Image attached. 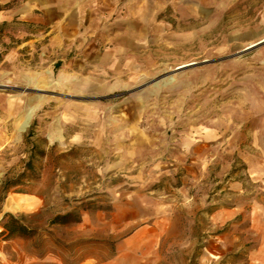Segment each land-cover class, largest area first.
<instances>
[{"label": "rangeland", "instance_id": "rangeland-1", "mask_svg": "<svg viewBox=\"0 0 264 264\" xmlns=\"http://www.w3.org/2000/svg\"><path fill=\"white\" fill-rule=\"evenodd\" d=\"M233 1L254 23L228 32L231 52L211 45L135 83L95 76L126 30L107 35L103 15L160 13L173 33ZM262 21L264 0H0V264H264V99L253 71L232 72L264 63V43L244 51ZM23 197L37 207L7 208ZM82 202L104 209L49 225ZM6 214L41 240L3 236Z\"/></svg>", "mask_w": 264, "mask_h": 264}, {"label": "bare ground", "instance_id": "bare-ground-1", "mask_svg": "<svg viewBox=\"0 0 264 264\" xmlns=\"http://www.w3.org/2000/svg\"><path fill=\"white\" fill-rule=\"evenodd\" d=\"M240 7L241 4L238 1H233L225 12H218L213 17H210L209 10H206L203 17L190 21V23H185L184 26H178L173 33H169V30L164 25H156V22L161 17L160 13L153 14L149 18L145 15H134L123 18L120 13L105 14L103 17H100L104 24L100 25L99 28L107 35H113L117 29L125 28L126 30L114 35L108 39L106 44L102 45L103 47L107 46L109 51L106 52L105 57L101 61L102 71L95 76L99 80L121 76L135 83L137 79L143 81L146 77L156 72L173 67L175 63L181 60L199 56L211 45H221V48L217 51L229 53L236 47H239L240 44L228 45L229 40L233 37L228 32L237 28L242 30L244 27H249L254 23L253 20L246 19L249 10L246 13H240ZM119 18H121L120 20L123 23L117 21ZM262 24H264V21H262ZM262 24L259 28L263 27ZM181 30L197 31L185 35L177 34ZM261 33L262 31L256 32L251 37H258ZM236 40H239V38ZM263 43L264 37L260 41L246 47L244 51L253 50ZM207 55L214 56L216 54L210 50L207 52ZM258 61L261 62L262 60ZM194 64V62L183 63L176 68V71L190 68ZM241 71L254 72L248 78L251 82L246 88L254 95V98L264 99V63L259 68L244 65L239 69L232 70L233 73L237 74ZM228 72L229 70L227 69L218 70L216 75L223 76ZM175 80V78L169 79L168 84L173 83ZM131 83L129 82V84ZM101 88L99 89L101 92L108 91L106 87ZM234 95L235 92L231 93L230 96L233 97ZM241 108L245 112V117L248 116L249 114L246 110L250 106L243 104ZM261 109L262 106H258L257 111ZM31 115L32 111L25 118L26 122L23 127L28 125ZM259 120V117L254 118L253 122L257 123ZM36 207L37 202L29 200L26 197L18 201L11 199L7 202V208L13 211L22 209L33 210Z\"/></svg>", "mask_w": 264, "mask_h": 264}, {"label": "trees", "instance_id": "trees-1", "mask_svg": "<svg viewBox=\"0 0 264 264\" xmlns=\"http://www.w3.org/2000/svg\"><path fill=\"white\" fill-rule=\"evenodd\" d=\"M36 156L31 154L29 161L27 162V170H34V159ZM26 178V176L24 177ZM18 182L15 180H7L4 183L5 191L16 187ZM101 206H97L96 202H82L77 206L73 207L71 211L65 214H57L52 219L49 220V225L54 226H65L68 224H78L81 222L83 213L93 210H102ZM43 216L42 212L33 216V218H41ZM26 217L22 216L17 218L11 214H6L3 218V236L8 239L19 237L23 239H38L41 240V234L37 229H33L25 224Z\"/></svg>", "mask_w": 264, "mask_h": 264}]
</instances>
